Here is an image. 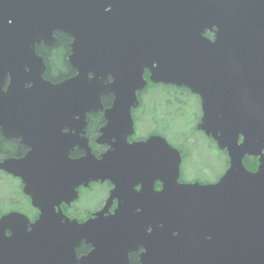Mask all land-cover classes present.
Here are the masks:
<instances>
[{
	"label": "water",
	"instance_id": "obj_1",
	"mask_svg": "<svg viewBox=\"0 0 264 264\" xmlns=\"http://www.w3.org/2000/svg\"><path fill=\"white\" fill-rule=\"evenodd\" d=\"M55 31L72 39L68 61L76 74L52 83L42 77L45 64L35 45H54ZM144 69L151 81L184 84L201 96L198 127L229 158L216 183H179V154L161 137L123 145L130 107L146 84ZM107 94L112 105L97 141H116L97 159L82 136L84 156L72 161L75 186L56 184L37 201L27 171L31 164L46 168L50 154L0 162L22 179L40 211L29 229L23 214L0 217V264H130L129 253L139 247V264H264V0H0L4 136L20 135L11 125L43 108H79L83 128L85 114L101 109L100 96ZM245 154L258 155L256 171L243 165ZM106 179L114 187L92 217L78 223L55 212L61 200L77 197L76 185ZM154 179L161 189L153 188ZM113 199L117 206L106 214ZM81 243L91 249L77 257Z\"/></svg>",
	"mask_w": 264,
	"mask_h": 264
},
{
	"label": "flooded vegetation",
	"instance_id": "obj_2",
	"mask_svg": "<svg viewBox=\"0 0 264 264\" xmlns=\"http://www.w3.org/2000/svg\"><path fill=\"white\" fill-rule=\"evenodd\" d=\"M57 32H55V36ZM208 37L210 39H213L212 35ZM70 40L71 39L69 37V50ZM56 42L54 43V45L56 44ZM40 46L43 48L52 47L44 43H39L38 45H36V50ZM69 50L66 53V60L67 55L69 54ZM67 63L69 64L68 61ZM22 70L24 72H27L28 66L26 64L23 65ZM74 74L75 70L73 69V71L68 72L52 81H61L73 76ZM8 81L9 78H6L3 84V89L6 88ZM30 85V83L23 84L25 88L29 87ZM156 85L161 87L172 86L165 84ZM173 90L175 92L170 91L171 95L167 98H154L153 100L148 99L143 101L139 97L138 105L135 107H131L130 109L132 117V130L129 134H126V143L127 145L131 143H133V145H136L135 143L143 142L149 137L161 136L165 138L170 145L177 148L180 152L181 163L179 166V182L198 181L200 183H213L219 179L220 175L223 174L225 170H223L221 174L216 178H203L201 176H198L197 174L202 171V169L198 166H200L204 160H202L200 164L192 161L190 163V161L186 160V155L189 153V151L192 152L194 148H201V150L204 151L205 155H209V153H212L211 151H215L216 157L213 155V157H210V160L217 161L219 160V156H222V163L223 165H225L226 162L228 163L226 151L224 149L217 148L215 141L210 136L205 135L202 131L196 128V125L198 124L201 116L200 97L184 86H174ZM183 92L188 93L198 101L200 113L196 118V125L194 129L199 132V134L203 135L207 144H203V140L194 138L193 143L189 144L188 146H184L183 148L182 146L176 144V142H174L172 139L174 134L173 126L177 123V118L183 116L184 106L188 101ZM60 102L62 105V103H64L65 101L64 99H62L60 100ZM76 103L77 101L73 95V99L70 101V105L72 104L75 106ZM111 103L112 96L110 94L103 95L101 97V104L103 109L110 107ZM174 104L181 105V109H173ZM147 105L149 111H147ZM103 109H98L95 112L87 113L85 116V125L83 129L81 126L79 113L76 112L77 110L79 111V108L73 110V113H71L70 111L68 112L65 109H55L52 110L51 113H49V108H43V115L32 113L28 116V119H26L25 122H14L11 125L15 132L20 133V135L15 137H5L1 133L0 129V162L6 158L18 159L30 152L35 155L50 154L45 157V160L48 161L46 168L37 164H31L27 171L28 185L30 186L32 195L37 201H39L41 197L45 196V194L51 190L52 186H56V184L65 186V183L67 182L75 186V184L77 183V179L75 175V169L72 166V160L78 159L84 154V150L80 148L81 136L84 135L87 138L90 151L96 157L105 150L110 149L111 144L116 141L114 137H110L108 139V143H96V139L101 134V128L106 124ZM30 112H33V110H31ZM34 112H39V110H35ZM242 137V134L238 133V144L241 143L243 139ZM23 138L25 141L23 140ZM181 142L183 143L182 139ZM158 148L159 144H157L156 147L155 145H153V150H157ZM261 152L264 153V149ZM132 155L135 160H138V156L134 151H132ZM155 156L156 153L151 155V158ZM148 158H150V156ZM257 161L258 156L244 155L243 157V163L245 167L250 171H255L257 169ZM188 165L190 167L191 165L194 166L193 173L187 167ZM155 167L156 165L153 160L152 169H155ZM212 167L214 166L211 165L210 168ZM129 183L134 185L133 188L136 190H138L140 187V183H138L135 179H131ZM0 184L3 185V187H1L0 189V216L11 211L20 212L27 217L29 221V227V225L38 218L40 211L38 207L34 206V204L32 203V196L23 193L22 179L0 169ZM93 185L104 187V197H101L96 206L92 209L81 208L77 203L78 198L83 192L89 190ZM112 187L113 184L110 180H105L102 183L90 182L86 187L77 185L75 187L78 193L77 199L68 203L63 199L59 202L58 205L54 206V209L56 211L60 209V211L69 219L83 221L84 219L90 217L95 211H98L102 208L105 199L107 198ZM153 187L154 189H159L161 187V182L158 179H154ZM115 206L116 200H113L109 207V212H111ZM88 249L89 247L85 252L81 254H85ZM139 250L141 249H138L137 251L131 253V256L134 254L136 255L137 261Z\"/></svg>",
	"mask_w": 264,
	"mask_h": 264
},
{
	"label": "rangeland",
	"instance_id": "obj_3",
	"mask_svg": "<svg viewBox=\"0 0 264 264\" xmlns=\"http://www.w3.org/2000/svg\"><path fill=\"white\" fill-rule=\"evenodd\" d=\"M164 90V91H162ZM170 91L175 92L173 90V86H158L156 84H149L146 89L142 92H140L139 96L141 97V100H148V99H162L167 98L171 95ZM183 94L187 97L188 101L186 102L183 110V118H180L174 126H173V141L176 142V144L183 147L188 146L189 144L194 142V138H198L199 140H203V144H207L206 140L204 139L202 134H199L194 127L193 123L195 122V119L197 116H199L200 110H199V104L196 99H194L192 96H190L188 93L183 92ZM180 100V99H179ZM145 104V102H144ZM147 111L148 105H147ZM177 108L178 110L181 109V105L174 104L173 109ZM184 131L185 136L182 137V132ZM181 139L183 141V144L181 142ZM202 147V146H201ZM184 148V147H183ZM212 153L204 154V151L201 150V148H194L192 152L189 151V153L186 155V160L192 162H196L198 164L201 163L202 160H204L199 168L202 169L201 172H199L197 175L201 176L203 178H216L221 174V172L224 170L225 165L222 163V156H219V160L217 161H211L210 157H213V155L216 157V152L211 151ZM194 164V163H192ZM214 166L210 168V166ZM191 172H194V166L191 165V167L187 166ZM196 167V166H195ZM191 177V174H190ZM3 187L2 184H0V189ZM104 187L93 185L89 190H86L85 193L81 194L80 197L77 200L78 205L81 208L87 207V205L90 206V203L92 201L93 196H99L103 193ZM86 194V195H84ZM105 194V192H104ZM95 202L98 200V197H94Z\"/></svg>",
	"mask_w": 264,
	"mask_h": 264
},
{
	"label": "trees",
	"instance_id": "obj_4",
	"mask_svg": "<svg viewBox=\"0 0 264 264\" xmlns=\"http://www.w3.org/2000/svg\"><path fill=\"white\" fill-rule=\"evenodd\" d=\"M57 42L52 47H38L37 52L42 55L45 64L46 71L45 77L49 80H54L62 75L73 71L72 67L67 63L66 53L68 52V40L69 37L63 32H57ZM88 246L84 244L80 245L76 249L78 254L86 251ZM130 264H138L136 255L130 256Z\"/></svg>",
	"mask_w": 264,
	"mask_h": 264
}]
</instances>
